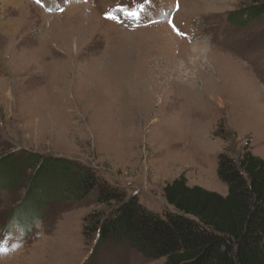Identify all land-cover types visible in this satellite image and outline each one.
<instances>
[{"label":"rangeland","instance_id":"374dc122","mask_svg":"<svg viewBox=\"0 0 264 264\" xmlns=\"http://www.w3.org/2000/svg\"><path fill=\"white\" fill-rule=\"evenodd\" d=\"M138 1L48 0V9L0 0V172L19 167L22 176H11L17 188L0 183V192H9L0 197V219L5 213L19 228L4 229L14 239L0 241L7 249L0 264H163L125 246H96L83 222L98 208L91 192L68 202L54 198L22 221L27 178L40 170L42 181H65L24 166L26 153L90 168L159 213L166 208L162 187L179 175L225 195L219 155L249 146L264 159V12L250 0H182L209 38L190 37L207 43L191 45L169 26L147 25L148 7L130 15ZM239 15L241 26L229 25ZM220 35L230 51L218 46ZM49 203L51 226L38 238L34 221Z\"/></svg>","mask_w":264,"mask_h":264},{"label":"trees","instance_id":"16d2710c","mask_svg":"<svg viewBox=\"0 0 264 264\" xmlns=\"http://www.w3.org/2000/svg\"><path fill=\"white\" fill-rule=\"evenodd\" d=\"M250 2L257 14L264 12V0ZM234 18L238 20L240 15ZM37 165L65 181L56 186L53 179L40 180L39 168L37 175L27 178L31 188L21 200L23 213L18 216L22 221L27 211L40 212L54 198L68 202L91 192L98 208L83 222L87 232L97 235L96 246H125L163 264H264V159L249 146L236 155L217 158L216 174L227 186L225 195L189 186L185 176L179 175L162 187L166 208L161 213L73 161L42 160L26 153L24 166L36 170ZM19 170L12 167L13 173L0 172L5 177L0 183L8 180L6 183L17 188L11 176L22 177ZM51 186L54 192L49 191Z\"/></svg>","mask_w":264,"mask_h":264},{"label":"snow or ice","instance_id":"6c2138e0","mask_svg":"<svg viewBox=\"0 0 264 264\" xmlns=\"http://www.w3.org/2000/svg\"><path fill=\"white\" fill-rule=\"evenodd\" d=\"M36 3L42 5V0H36ZM42 6H43V5H42ZM129 14H130V15H136V13H131V12H130ZM106 17H107V18H110V19H115V17L112 16L110 13H106ZM168 23H169V25L172 27L173 31H176L178 35L186 36V34H184V33H180L179 30L175 28V25L172 24V21H171V20H169ZM4 251H7V249L4 248V247H0V252H4Z\"/></svg>","mask_w":264,"mask_h":264},{"label":"bare ground","instance_id":"6f19581e","mask_svg":"<svg viewBox=\"0 0 264 264\" xmlns=\"http://www.w3.org/2000/svg\"><path fill=\"white\" fill-rule=\"evenodd\" d=\"M193 54H194V52H198V47H196V46H193ZM176 71V70H175ZM176 74H178V72L176 73ZM174 76L175 75H173V78H174ZM188 77V76H187ZM170 78V77H169Z\"/></svg>","mask_w":264,"mask_h":264}]
</instances>
